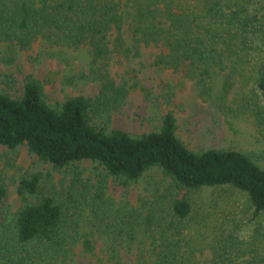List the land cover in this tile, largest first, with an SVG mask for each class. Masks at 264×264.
Wrapping results in <instances>:
<instances>
[{"label": "trees", "instance_id": "16d2710c", "mask_svg": "<svg viewBox=\"0 0 264 264\" xmlns=\"http://www.w3.org/2000/svg\"><path fill=\"white\" fill-rule=\"evenodd\" d=\"M230 2L0 0V45L28 50L38 42L61 50V57L66 50H85L87 69L64 77L63 83L90 80L99 85L93 96L78 94L49 103L42 81L28 74L20 96L0 91V145H24L56 170L89 160L125 185L151 168L168 180L151 199L132 206L114 202L100 182L90 186L79 180V189L72 185L63 196L53 185L43 184L40 173H24L16 186L21 204L11 210L0 177V264H58L77 245L92 253L95 234L106 238L111 263L120 260L116 246H131L142 232L150 238L151 248L144 250L151 254V264H190L194 249L187 245L184 229L224 232L231 222L236 227L227 232L231 239L240 230L235 214L264 219V169L246 153L235 147L192 150L176 135L170 111L157 129L138 135L109 126L111 112L129 91L126 81L111 76L110 60L115 54L137 56L141 46L157 48L155 63L194 79L198 96L205 99L210 98L215 75L227 70L222 94L213 99L215 107L224 109L223 92L236 74L233 56L243 60L253 53L255 34L261 30L257 14ZM253 88L263 103L260 121L264 58ZM218 188L243 193L246 207L234 213L221 209L216 216L217 198L204 206L192 199L196 192ZM144 250L137 258L144 257Z\"/></svg>", "mask_w": 264, "mask_h": 264}, {"label": "rangeland", "instance_id": "374dc122", "mask_svg": "<svg viewBox=\"0 0 264 264\" xmlns=\"http://www.w3.org/2000/svg\"><path fill=\"white\" fill-rule=\"evenodd\" d=\"M230 1L231 5L236 2L257 14L261 20V30L255 34L253 53L251 51L243 60L233 56L236 74L230 89L223 92L224 109L215 107L213 99L222 94V82L227 70L215 75L210 98L205 99L198 96L194 79L155 63L157 48L141 46L137 56L115 54L110 60L111 76L117 82L126 81L129 85L125 102L111 112L110 127L138 135L157 129L162 115L170 111L176 119V135L192 150L235 147L264 169V113L263 119L258 120L263 103L253 88L258 65L264 58V0ZM60 53L61 50L46 49L38 42L28 50L0 45V91L13 97L20 96L25 78L31 74L42 81L49 103L72 95H95L99 88L96 81L76 80L71 85L63 83L64 77L87 69V51L66 50L64 57ZM163 81L169 86L165 87ZM24 173H40L44 179L42 183L53 185L54 190L63 196L72 185L78 190L79 180L90 186H97L100 182L114 202L132 206H137L141 200L151 199L168 185V180L158 168H151L138 180L125 185L107 176L101 166L89 160L77 161L56 170L30 153L24 145L15 149L0 145V177L7 185V202L11 210H16L21 204L16 186ZM214 198L219 201L216 216L221 209L234 213L247 205L246 196L232 189H207L192 195V199H197L196 203L202 206L205 201ZM235 218L240 230L231 239L227 232L236 228L231 222L224 232L213 229L204 232L203 228L196 226L184 229L186 243L194 249L190 264H264V219L252 221L240 214H235ZM95 238L92 253L84 252L77 245L58 264H151L152 256L144 250H150V238L145 237L143 232L138 234L131 246L125 243L117 245L120 260H112L111 263L106 238L102 234H95ZM141 250L145 253L144 261L141 256L137 258ZM180 250L185 251L186 246L182 245Z\"/></svg>", "mask_w": 264, "mask_h": 264}]
</instances>
